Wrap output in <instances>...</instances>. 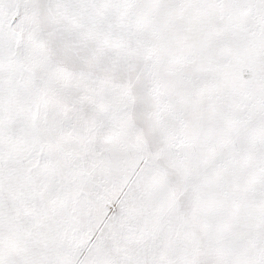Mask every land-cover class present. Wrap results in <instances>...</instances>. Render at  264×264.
Masks as SVG:
<instances>
[{
    "label": "snow or ice",
    "instance_id": "obj_1",
    "mask_svg": "<svg viewBox=\"0 0 264 264\" xmlns=\"http://www.w3.org/2000/svg\"><path fill=\"white\" fill-rule=\"evenodd\" d=\"M0 264H264V0H0Z\"/></svg>",
    "mask_w": 264,
    "mask_h": 264
}]
</instances>
